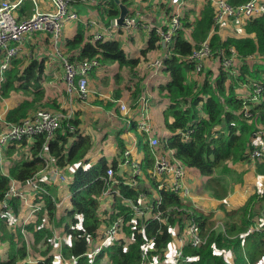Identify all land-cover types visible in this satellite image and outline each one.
Here are the masks:
<instances>
[{
  "label": "trees",
  "instance_id": "obj_1",
  "mask_svg": "<svg viewBox=\"0 0 264 264\" xmlns=\"http://www.w3.org/2000/svg\"><path fill=\"white\" fill-rule=\"evenodd\" d=\"M70 1L72 4H77L83 0ZM227 1L232 5H239L250 0ZM110 5L109 16L116 17L119 13L116 2L112 0ZM214 13L213 5L208 4L201 19L193 24L195 27L192 37L195 44L185 38L183 31L180 30L176 34L174 55L165 61V70L170 74L171 80L162 90L167 92L170 99V105L165 112L167 128L174 133L166 141L167 147L175 150L176 158L186 167L196 169L203 177L208 178L206 189L213 190L214 196L222 198L227 195L228 191L222 185L218 175L228 172L229 162L246 161L248 151L254 149L251 139L258 132L259 127L264 128V95L261 101L253 107L252 113L255 119L250 123L242 118L243 100L235 94L237 85L235 81L238 79H234L228 71L221 69L214 79L207 77L202 83L189 81L188 74L194 71V65L186 59L197 46L208 39L214 51L225 50L228 55L231 54V49H234L243 59L256 53L264 55V18L257 17L244 22L243 28L247 37H230L223 40L218 34L219 27L215 26ZM183 23L188 24L185 21ZM212 31L215 33L209 38ZM159 41L160 37L154 30L148 48L143 53L146 54L158 48ZM67 46L71 52L82 47L77 55L71 56L73 62L98 57L101 64L118 63L120 66L131 68L139 62L128 59L118 41L93 42L90 38L85 42L82 25L79 26L75 38L68 41ZM42 74L43 64L37 61L32 62L23 72L13 69L5 71L4 77L0 80V109L2 101L9 98L11 91L21 89L27 96L30 93L34 95L32 101H25L8 113L7 124L25 120L31 111L37 110V106L41 105L45 98L40 83ZM253 74L248 66L243 68V76H253ZM229 80L233 82L230 87L227 86ZM18 84L19 86H16ZM52 106L47 105L48 108ZM169 118H173L172 123L169 122ZM68 124L75 125L77 130L71 133L67 128ZM79 125L80 121L77 118L65 120L53 139L48 142L44 135L23 140V145L33 140L31 147L28 148L30 153L28 157H16L19 149L16 144H12L6 151L10 168L5 174L0 167V200L10 189L12 181L28 182L40 170L45 169L48 157L56 159L59 167H77L70 182L72 210L68 211L67 217L71 223L68 222L65 228L72 242L62 246L61 255L64 260L77 259L78 264H90V258L87 256L90 249L89 241L98 237V231L105 222L111 224L123 218L122 232L125 237L104 248L94 264H107L104 263L106 259H109L110 264H140L141 249L145 242L144 236L155 238L156 252L154 255L161 256L160 260H163L164 251L173 241L171 229L179 227V232L182 233L186 223L190 222L197 224L201 235L208 236V242L199 248L189 243L185 244L180 264H264V232L250 234L244 241L242 238V235L255 224L256 219H264V192L252 194L244 206L227 212V219L223 221L222 228L216 230L213 214L207 215L194 206L183 203L176 194L160 190L161 209L165 212L170 211V213H166L165 222L149 220L143 234L140 230L132 229L133 213L122 202V198L137 201L142 190L121 183L115 188L119 189L122 198L113 197L111 211L106 212L108 220H103L100 198L107 189L104 177L109 168L117 171L118 161L110 164L103 158L97 165L86 169L82 160L86 159L91 149V140L80 133ZM133 129H137L136 126H133ZM179 131H190V139L184 140L177 133ZM71 138H74L75 142L67 148ZM140 140L142 143V136ZM118 145L124 152L125 145L121 140ZM144 148L146 152L144 170L153 169L155 160L152 150L145 145ZM256 166L258 175L264 176V162H258ZM46 189L50 193L49 189ZM54 198L56 197L53 193L42 194L44 207L36 215L37 220L33 224L20 226L15 225L8 218L0 220L1 240L9 243L8 258L0 261V264H17L28 256L27 244L23 241L22 231L33 233L36 244L43 241V245L48 247L46 252L41 253L43 257L37 264H53L55 256L50 255L49 252L53 248L51 244L53 233L46 229L43 221L45 214L50 220L55 218L58 200ZM19 206H22L21 200L15 198L12 207L18 216L21 212ZM80 221L81 228H78ZM129 238L133 239V243L129 242ZM225 252L232 253L231 262L224 258Z\"/></svg>",
  "mask_w": 264,
  "mask_h": 264
},
{
  "label": "crops",
  "instance_id": "obj_2",
  "mask_svg": "<svg viewBox=\"0 0 264 264\" xmlns=\"http://www.w3.org/2000/svg\"><path fill=\"white\" fill-rule=\"evenodd\" d=\"M3 0H0V3ZM12 3L19 2L15 15L19 20L31 17L37 10L39 12H47L53 10L50 0H8ZM182 0H121L122 4L127 6L129 12L127 19H134L138 23L137 28L126 26H114L115 20L120 17V7L117 5L119 12L116 17H110L108 11L111 3L105 0H83L80 3L73 4V9L78 13L79 20L67 23L62 31V38L55 42L51 32H38L30 34L22 41L19 46V54L11 61L8 70H18L23 72L32 62L37 61L43 64V74L41 79V87L45 93V98L41 105L37 106V110L46 108L54 112H60L64 116H73L80 121L79 130L83 136L89 137L91 140V149L85 160H82L83 166L89 169L97 165L101 159L105 158L108 163L120 161L123 157L118 142L121 140L125 145V149L133 150V156L142 161L145 167L146 152L144 145L151 149L150 139H158L160 146L156 149L158 155L165 154L166 141L174 135L168 128L166 123L165 112L170 105V99L165 90H162L171 80L170 74L166 72L165 67L158 69L152 64L157 60H161L165 56V50L159 45L155 50L143 52L148 48L151 35L154 30L164 29L169 23L170 18L178 10L179 2ZM216 0H185L181 11L182 29L187 40L193 41V31L196 21H199L208 4H212ZM264 4V0H259ZM126 19V20H127ZM185 21L188 24L183 23ZM245 21L228 20L221 28H219L220 37L225 40L230 37H247L243 25ZM82 25L85 32V42L93 41L95 33L103 36L102 41H118L122 50L130 60L139 61L134 67L120 66L118 63L102 64L101 67L92 70L89 74V96L87 101L79 98V95L68 91L64 80V69L60 59L56 56V48L64 51L69 56L77 55L80 49L71 52L67 46L68 41L75 38L79 26ZM215 32L212 31L209 38ZM206 41H209L206 40ZM94 42V41H93ZM194 43V41H193ZM204 43V42H203ZM195 44V43H194ZM5 51H0V66L3 63ZM248 66L253 71V76H243V68ZM219 74L218 62L215 59H208L205 62V69L201 74L191 72L188 74L189 81H198L202 83L207 77L216 78ZM5 73L3 74V76ZM0 74V78H1ZM234 79L235 94L238 98H245L251 90L252 80L264 81V55L254 54L246 59L238 57L236 59V67ZM243 80V81H241ZM233 85L232 80L227 82V86ZM16 86H19L16 85ZM143 98L147 101V105L143 104ZM33 94L25 95L20 90L11 91L9 98L3 100L0 109V126L4 127L6 117L11 110L18 108L25 101H32ZM53 105L47 107V105ZM128 108L127 112L121 110V105ZM37 110L30 112L32 116ZM145 112V116H144ZM145 121L150 129L149 134L142 133L139 130L140 122ZM126 122V124H125ZM169 122H173V118H169ZM135 124V125H134ZM123 125L126 128V135L122 136ZM136 126L137 129H133ZM142 136V143H140ZM252 144L257 146L262 140L256 138L251 139ZM264 141V140H263ZM75 142L71 138L67 148ZM33 140L28 141L27 145L21 143L18 146V154L16 157H28L30 153L28 148L31 147ZM87 160V161H86ZM86 161V162H85ZM0 167L7 173L10 168V162L7 157L2 160ZM228 171L233 170L237 174L234 181L228 177V173L218 175L222 185L227 188V195L222 198L214 196V191L206 189L208 178L203 177L196 169L188 168L184 184L189 190V196L186 203L194 206L205 214H213V220L216 221L215 229L219 230L223 226V221L227 219L226 213L237 210L244 206L249 197L256 193L264 192V177H260L257 173V166L248 161H240L237 163L229 162ZM74 169V168H73ZM194 170L198 177H194L195 184L191 183L190 172ZM42 170H40L41 172ZM39 172V173H40ZM67 172V171H66ZM152 169L144 170V177L139 179V183L143 189L148 190L154 196L157 195L156 185L159 180L152 177ZM70 175V173L68 172ZM130 170L125 167L118 168L116 176L118 178L129 177ZM238 178V181L235 179ZM72 181V180H71ZM229 183V185H228ZM50 193H53L58 202L62 203V208L58 209L52 222L46 226V229L53 233L54 243L56 241L59 246L70 244L67 240L70 238L65 231L68 223L67 213L72 210L70 184L67 187L59 189L58 186L46 185ZM111 202H105L102 205V219L108 220L106 212L111 211ZM21 211V210H20ZM19 216L23 217L20 212ZM16 219L13 220L15 223ZM36 221H29L27 224H33ZM26 225V224H25ZM24 225V226H25ZM110 224L104 223L98 233L108 228ZM186 228V227H185ZM177 238H173L166 254H164L163 264H173L174 262H166L169 250L173 247L176 252L181 247L180 239L183 238L185 229L179 232L176 227ZM125 236H121L124 238ZM0 234V244L6 246L5 256L0 261L7 260L9 253V243L2 241ZM23 241L27 244L29 255H34L33 245L40 246L35 243L34 234L25 231ZM172 245V246H171ZM62 250L56 249V252ZM40 252V253H41ZM36 253V254H40ZM177 257V256H176ZM175 257V258H176ZM233 259V256H232ZM108 259H106L107 261ZM105 261V262H106ZM232 261V260H231ZM110 264V263H107Z\"/></svg>",
  "mask_w": 264,
  "mask_h": 264
},
{
  "label": "built area",
  "instance_id": "obj_3",
  "mask_svg": "<svg viewBox=\"0 0 264 264\" xmlns=\"http://www.w3.org/2000/svg\"><path fill=\"white\" fill-rule=\"evenodd\" d=\"M50 1L53 5V10L47 12H39L37 10L31 17L23 20H19L15 15V10L18 8L19 2L12 3L8 0L1 1L0 51H5L6 55L0 66V74L2 75L0 80L4 77L3 74L5 71L10 67L11 61L19 54L18 45L24 41L28 35L38 32H51L55 42H58L62 38L64 26L69 22H76L79 20V15L73 9V4L70 0ZM184 1L185 0H182L178 3V10L170 18L166 28L156 30L160 37L159 45L165 50L164 58L152 64L158 69L165 67V61L174 55L176 34L182 29L181 20L183 14L181 7ZM105 2L110 3L111 0H105ZM212 5L215 12L214 23L215 26L219 28L230 19L249 21L257 17L264 18V4L259 0H250L239 5H232L227 0H216ZM126 23L132 28L138 27V23L134 19H127ZM113 25L118 26L117 20L114 21ZM102 39L103 36L99 33H95L93 36L94 42L102 41ZM230 52L231 54L228 55L225 50L214 51L210 46V42L205 41L200 46H197L186 60L194 65L193 72L195 74H201L204 71L205 62L208 59H215L218 62L219 70L223 69L228 71L231 76H234L236 59L239 56L234 49H231ZM56 56L63 65L64 80L68 91L71 93L76 92L81 100L87 101L90 92L88 77L92 70L101 67L102 64L100 59L95 57L73 62L71 61V56L65 54L64 51L59 48H56ZM263 95L264 83L260 80H252L249 94L245 98H242L243 105L241 114L243 119L250 123L254 121L255 117L252 113V109L261 101ZM142 100L143 104L147 105L146 99L143 98ZM121 110L127 112L128 108L122 104ZM145 115L144 112V116ZM73 119V116L67 117L60 112L40 109L32 116H29L19 123L6 124L0 130V164L6 156L8 147L12 144L19 146L23 140L32 139L34 136L39 135H44L48 142L53 139L65 120L69 121ZM67 128L71 133L77 130L76 126L73 124H68ZM139 130L145 134L150 133V129L145 121L140 122ZM177 133L180 134L184 140L190 139V131H179ZM253 138H256V140L261 139L262 142L257 146L254 145L253 150L248 151L246 161L256 165L258 162H264V128L259 127L258 132ZM166 143V153L158 155L156 149L160 146V141L156 138L150 139L151 150L155 160V165L151 173L153 178L159 180V184L155 186L157 191L156 196L148 190L143 189L140 185L139 179L144 177V166L142 161L133 156V150L130 148L124 150L123 157L118 162V168L125 167L130 170L129 177L115 178L117 171L113 168H109L106 177H104L107 183V189L100 198L102 205H104L105 202L112 201L114 196L122 198L119 189L115 188L118 184L123 183L131 188L142 190V193L138 195L137 201L122 198V202L124 206L129 208L133 213L131 220V224L133 225L132 229L140 230L143 234L145 233L146 224L149 220H158L162 223L167 219L166 213H170V211L165 212L161 209L162 198L159 195L160 190H166L176 194L181 198L183 203H186V199L190 193L184 184L187 167L176 158L175 150L168 148ZM69 168L71 167H59L56 164V159L48 157L46 168L35 175L30 181L25 183L12 181L10 189L5 194L4 198L0 200V220L8 218L13 221L16 216L19 217L14 213L12 207V202L15 198L23 201L26 206L29 207L32 215H37L44 207L42 194H50L46 189V185L58 186L59 189H61L63 187L66 188L67 185L70 184L69 174L66 172ZM28 196H31V198ZM54 200H57V198H54ZM56 208L57 210L62 208V203L57 201ZM21 213L24 215L22 211ZM123 225V218H119L111 223L108 228L100 232L97 238L89 241L90 249L88 250L87 256L90 258V264L95 263V259L104 248L123 239L121 238V236H125L122 232ZM175 229L176 227L172 228L170 231L173 238L178 237ZM258 232H264L263 218L255 220V224L242 235L243 241L250 234ZM144 237L145 242L141 249L142 259L140 264H163L162 261H164V259L160 260L161 256L154 255V252H156L155 238ZM180 241L182 243V248H179V254L175 258L173 264H180L183 258L182 252L185 244L189 243L193 247L199 248L207 244L208 236L201 235L197 224L195 222H190L185 228L184 236ZM129 242L133 243V239L129 238ZM51 244L55 247L59 246L57 241L54 243V239H51ZM166 250L163 254H166ZM61 254L62 251L59 250L53 264H78L77 259L64 260ZM40 260L41 258L30 256L28 252V256L20 260L17 264H37Z\"/></svg>",
  "mask_w": 264,
  "mask_h": 264
},
{
  "label": "rangeland",
  "instance_id": "obj_4",
  "mask_svg": "<svg viewBox=\"0 0 264 264\" xmlns=\"http://www.w3.org/2000/svg\"><path fill=\"white\" fill-rule=\"evenodd\" d=\"M125 124H126V122H125ZM124 135H126V128H125V125H123V133H122V136H124ZM72 168V169H71ZM71 168H69V170L67 171V172H70V175H69V178H70V180H69V183L71 182V180L73 179V177H74V173H75V171H76V169H77V167H71ZM74 168V169H73ZM229 172V173H228ZM227 173H228V177H230L231 179H232V181H234V176L237 174L236 172H234L233 170H229ZM190 175L192 176L191 177V183L192 184H195V179L196 178H194V177H198V174L196 173V171H194V170H192L191 172H190ZM260 177H264V176H260ZM236 181H238V178H236L235 179ZM228 185H229V183H228ZM29 198H31V196H28ZM100 202H101V199H100ZM21 204H22V206H19V209L24 213V215H23V217H21V216H19V217H15L14 219H16V221H15V225H22V226H24L25 224H27L29 221H31V220H34L35 219V217H36V220H37V216L36 215H32L31 214V211H30V209H29V207H27L26 206V204L23 202V201H21ZM113 203L111 202V205H112ZM50 222V224L52 225V222L49 220V217L45 214V216H44V221H43V225L46 227L47 225H48V223ZM68 222L69 223H71V221L70 220H68ZM189 225V223H186V227ZM78 228H81V221H80V223L78 224V226H77ZM24 233H25V231H22V234L24 235ZM54 237V236H53ZM23 238V237H22ZM24 239V238H23ZM72 241V238H69L68 240H67V242L68 243H70ZM24 242H25V240H24ZM21 243L23 244V242L21 241ZM26 243V242H25ZM40 244H41V247H42V252H46L47 251V246H45V245H43V241L42 242H40ZM53 246V245H52ZM172 246V245H171ZM62 246H58V247H55V246H53V248L49 251L50 252V255H53V256H56V254H57V252H56V249H60ZM32 248H33V252L32 253H34V255H32V256H34L35 258H42L43 257V255L41 254L42 252H41V250H40V246H37V245H33L32 246ZM179 249L177 250V252H176V250L173 248V247H171L170 248V250H169V253H168V256H167V258L165 259L166 260V262H174L175 261V257L179 254ZM5 252H6V246L5 245H1L0 244V259L3 257V256H5ZM41 252V253H40ZM36 253H40V254H36ZM232 253L231 252H225V254H224V258L227 260V261H229V262H231V260H232ZM104 263H110V261H109V259L106 261V262H104ZM103 264V263H102Z\"/></svg>",
  "mask_w": 264,
  "mask_h": 264
},
{
  "label": "water",
  "instance_id": "obj_5",
  "mask_svg": "<svg viewBox=\"0 0 264 264\" xmlns=\"http://www.w3.org/2000/svg\"><path fill=\"white\" fill-rule=\"evenodd\" d=\"M114 1L116 2V4L119 5L120 10H121L120 17L117 20L118 25H120V26H126L127 25L126 19L128 17L129 10H128L127 6H125L124 4H122L121 0H114Z\"/></svg>",
  "mask_w": 264,
  "mask_h": 264
}]
</instances>
